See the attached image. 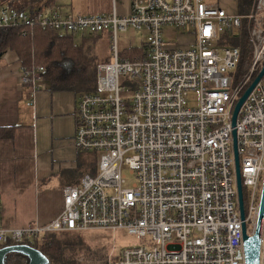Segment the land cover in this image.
<instances>
[{
	"label": "built area",
	"instance_id": "built-area-1",
	"mask_svg": "<svg viewBox=\"0 0 264 264\" xmlns=\"http://www.w3.org/2000/svg\"><path fill=\"white\" fill-rule=\"evenodd\" d=\"M115 0L109 12L81 14L61 7L37 12L5 4L0 27L19 24L76 37L106 31L109 61L96 65V88L78 94L72 143L97 153L95 175L63 189L62 209L44 225L7 228L0 247L31 244L45 232L125 230L141 239L121 248L115 264H245L233 153L236 132L246 231L255 230L264 185V75L242 103L234 104L264 64V0L245 14L204 0ZM251 61L236 79L237 46H219L242 23ZM192 27L185 46L167 44L166 27ZM144 29L145 55L120 57L118 32ZM43 67L21 66L20 84L44 88ZM257 73V74H256ZM199 105L189 107L188 91ZM129 91L128 94H122ZM135 177L124 187L122 170ZM21 264H28L25 258ZM259 264H264V218Z\"/></svg>",
	"mask_w": 264,
	"mask_h": 264
},
{
	"label": "crops",
	"instance_id": "crops-1",
	"mask_svg": "<svg viewBox=\"0 0 264 264\" xmlns=\"http://www.w3.org/2000/svg\"><path fill=\"white\" fill-rule=\"evenodd\" d=\"M119 1L116 9L123 14L125 3ZM204 1L240 14L238 0ZM74 3L60 0L57 5L64 12L79 13L89 4ZM111 6L81 14L107 12ZM2 60L0 126H16L12 138L0 139L2 223L7 228L44 225L60 213L64 187L96 170L97 153L78 150L72 143L78 97L74 90H53L44 80L32 103L30 87L18 81L21 63L16 53L7 50Z\"/></svg>",
	"mask_w": 264,
	"mask_h": 264
},
{
	"label": "trees",
	"instance_id": "trees-1",
	"mask_svg": "<svg viewBox=\"0 0 264 264\" xmlns=\"http://www.w3.org/2000/svg\"><path fill=\"white\" fill-rule=\"evenodd\" d=\"M5 4L20 9L37 12L44 7L59 6L60 0H5ZM252 0H238L240 14L249 11ZM101 34L82 36L81 41L72 33L61 34L39 25L19 24L13 27H0V69L5 66L2 55L7 50L16 53L21 66L26 69L43 67V79L53 90H74L77 94L94 91L96 88L95 45ZM228 43L239 48V61L234 78L242 74L244 66L251 61V43L243 21L238 31ZM120 57H140L145 55L144 43L121 50ZM110 56L102 62L109 61ZM257 74V73H256ZM16 126H0V139L12 138ZM97 163V161H96ZM97 165V164H96ZM96 170L91 172L95 175ZM81 232H45L30 245L38 248L49 261L47 264H115L117 255L109 256L111 247L101 245L91 247L83 244ZM25 257L19 253H8L6 264H21Z\"/></svg>",
	"mask_w": 264,
	"mask_h": 264
},
{
	"label": "rangeland",
	"instance_id": "rangeland-1",
	"mask_svg": "<svg viewBox=\"0 0 264 264\" xmlns=\"http://www.w3.org/2000/svg\"><path fill=\"white\" fill-rule=\"evenodd\" d=\"M69 3V0H63ZM118 3L120 2L117 0ZM74 4H78L79 2L89 3L85 5L84 8L78 9L79 13H89L95 10H101L105 8H109L111 6V0H72ZM97 2L98 6L95 5ZM5 0H0V7L5 5ZM61 7V6H59ZM108 10L107 12H109ZM98 41L95 45V57L98 61L102 62L105 58L111 57L110 50V41L106 31L101 33ZM146 36V32L144 29L136 30L133 28H129L126 32H118L117 35V46L119 53L121 50L129 48L131 46H139L144 43ZM163 37L167 44L176 45V46H185L194 38V33L192 27H166L163 30ZM227 37H222L217 44L219 46H229ZM78 41H81V37H76ZM120 55V54H119ZM129 91L123 92L122 94H128ZM186 102L189 107H197L199 105L200 94L197 90L188 91L186 96ZM122 174L124 176V187H130L132 183L135 181L134 175L127 169L122 170ZM84 238L83 244L89 245L91 247H97L101 245L108 244L111 247L109 251V256L117 255L121 248L126 246H134L139 245L141 243V239L136 236L129 234L125 230H105V229H92L87 230L82 233Z\"/></svg>",
	"mask_w": 264,
	"mask_h": 264
},
{
	"label": "water",
	"instance_id": "water-1",
	"mask_svg": "<svg viewBox=\"0 0 264 264\" xmlns=\"http://www.w3.org/2000/svg\"><path fill=\"white\" fill-rule=\"evenodd\" d=\"M263 75H264V64L260 68L256 77L249 84V86L242 92V94L236 100L231 115L232 126H234L236 123L238 111L242 103L244 102L248 94L251 92V90L254 88V86L257 84V82L263 77ZM232 135H233V153H234L238 204H239L240 218L242 220L241 223L242 242L244 249L245 264H259L260 241H261L262 225L264 218V185L262 188V194L260 199L257 224L254 232L252 234H248L246 231V224L243 221L244 206H243V196H242V182H241L240 169H239V158L237 153L235 129L232 131ZM8 253H19L23 255L28 260V264H47L49 261L48 257L34 246H31L29 244H14V245H6L0 247V264H6L5 260H6V255Z\"/></svg>",
	"mask_w": 264,
	"mask_h": 264
}]
</instances>
